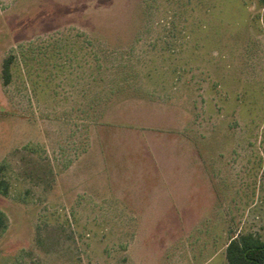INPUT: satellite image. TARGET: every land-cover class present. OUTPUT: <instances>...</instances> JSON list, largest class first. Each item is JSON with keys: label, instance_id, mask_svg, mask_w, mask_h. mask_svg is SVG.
Listing matches in <instances>:
<instances>
[{"label": "rangeland", "instance_id": "rangeland-1", "mask_svg": "<svg viewBox=\"0 0 264 264\" xmlns=\"http://www.w3.org/2000/svg\"><path fill=\"white\" fill-rule=\"evenodd\" d=\"M0 166V264H227L264 240V0H0Z\"/></svg>", "mask_w": 264, "mask_h": 264}, {"label": "trees", "instance_id": "trees-1", "mask_svg": "<svg viewBox=\"0 0 264 264\" xmlns=\"http://www.w3.org/2000/svg\"><path fill=\"white\" fill-rule=\"evenodd\" d=\"M14 60L15 56L9 55L2 61L1 77L4 85L11 82ZM8 189L9 184L4 179L3 167L0 166V193L6 195ZM6 228L7 218L0 212V232ZM225 259L227 264H264V240L252 233L232 235L225 246Z\"/></svg>", "mask_w": 264, "mask_h": 264}]
</instances>
